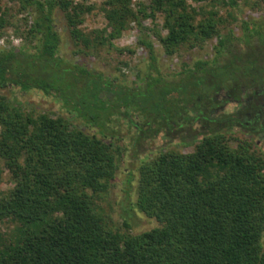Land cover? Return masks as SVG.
<instances>
[{
    "label": "trees",
    "instance_id": "1",
    "mask_svg": "<svg viewBox=\"0 0 264 264\" xmlns=\"http://www.w3.org/2000/svg\"><path fill=\"white\" fill-rule=\"evenodd\" d=\"M19 1L32 10L30 31H36L37 42L0 47V87L40 90L93 131L72 126L68 117L26 112L18 106L17 95H0V158L14 182L0 193V220L6 223L0 229V264H264V158L246 139L234 147L221 133L204 134L192 151L170 149L142 161L130 206L156 217L159 224L152 228L114 230L94 201L115 170L111 142L104 139L118 134L114 116L135 131L150 127L151 119L169 124L175 114L172 105L180 113L194 97L192 118L205 119L199 106L203 93L240 75L263 83L264 64L234 57L204 67L207 61L198 60L186 69L185 79L168 82L142 29L139 42L148 50L152 71L132 85L65 59L53 18L54 10L61 9L74 43L86 49L111 45L130 20L155 19L161 13L166 32L154 33L165 53L172 54L183 44L201 45L219 32L218 10L206 9L203 2L234 5L236 0H149L135 10L132 0H104L111 27L106 34L104 28L81 27L90 4ZM2 13L0 5V27ZM249 23L243 22L246 37L253 32L264 37L262 26L250 28ZM231 38H219L218 56ZM199 69L205 72L195 74ZM138 114L144 118L142 125Z\"/></svg>",
    "mask_w": 264,
    "mask_h": 264
},
{
    "label": "rangeland",
    "instance_id": "2",
    "mask_svg": "<svg viewBox=\"0 0 264 264\" xmlns=\"http://www.w3.org/2000/svg\"><path fill=\"white\" fill-rule=\"evenodd\" d=\"M74 1L92 5V10L85 14L81 23L85 31L104 28L106 34L111 30L102 9L104 0ZM148 1L132 0V8L135 10L139 3L146 4ZM188 1L196 4L192 0ZM0 5L5 19L4 25L0 27V47L19 48L34 45L37 38L36 31H30L34 28L31 8L23 7L19 0H0ZM202 5L206 9L214 7L218 10V15L222 18L218 23L219 32L201 45L189 47L183 44L172 54L165 53L154 33V29L161 33L166 32L162 25L161 13H157L155 19L147 16L141 18V22L137 19L130 20L127 27L112 39L111 45L106 43L95 48L81 49L70 35L64 12L56 8L53 18L61 39L59 52L67 60L81 62L107 75H117L119 79L132 85H138L140 79L152 71L148 50L139 42L142 29L153 44L158 69L168 82L185 79L188 75L186 69L198 60L207 61L204 67L228 63L234 57L256 58L258 63L264 64L263 35L253 32L246 37L243 28V22L247 20L250 22V28L259 25L264 29V0H236L234 5L222 3L214 5L211 1H205ZM227 34L232 38L218 56V40ZM204 72L205 70L199 69L195 74ZM219 78L220 76L217 80ZM148 79H143L142 84H146ZM0 95L8 99L17 95L18 106L26 112L32 114L46 112L52 117H68L72 126L93 131L80 119L74 118L62 109L58 99L40 90L19 92L18 89L7 85L0 87ZM206 95L203 93L199 100L205 119L202 116L192 118L193 113L189 109L196 107L194 97H190L186 104L187 108L179 110L180 113L178 109L181 108L172 105L175 114L169 120V124L162 119H151L150 127L144 126L135 131L125 119L113 117L117 119L118 134L106 136L104 139L111 142L115 155V170L107 188L94 196L97 209L110 228L137 233L159 224L156 217L131 208L130 205L136 200L139 165L144 160L154 158L161 151L175 149L189 152L193 150L200 136L218 132L234 147L239 140L246 139L250 143V148L264 158V82L251 83L249 78L240 75L232 77L219 89H212ZM136 117L142 125L144 122L142 115L138 114ZM13 183L8 169L0 158V193H6ZM5 226L6 223L0 220V229L3 230Z\"/></svg>",
    "mask_w": 264,
    "mask_h": 264
}]
</instances>
